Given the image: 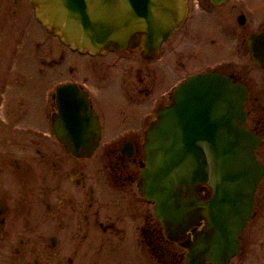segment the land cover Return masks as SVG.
Returning <instances> with one entry per match:
<instances>
[{
    "label": "flooded vegetation",
    "instance_id": "flooded-vegetation-1",
    "mask_svg": "<svg viewBox=\"0 0 264 264\" xmlns=\"http://www.w3.org/2000/svg\"><path fill=\"white\" fill-rule=\"evenodd\" d=\"M186 4L182 25L157 48L138 37L90 51L63 43L31 0H0V264H264V17L254 20L253 0ZM48 35L59 44L50 57ZM53 66L70 78L48 84ZM207 72L244 87L243 126L261 170L249 215L216 261L201 247L209 185L187 193L197 206L177 223L143 191L158 112L177 85ZM62 85L96 118L91 152L68 151L54 133Z\"/></svg>",
    "mask_w": 264,
    "mask_h": 264
},
{
    "label": "water",
    "instance_id": "water-1",
    "mask_svg": "<svg viewBox=\"0 0 264 264\" xmlns=\"http://www.w3.org/2000/svg\"><path fill=\"white\" fill-rule=\"evenodd\" d=\"M37 18L61 41L96 51L134 46L140 37L157 48L186 16V0H31ZM245 90L213 72L191 75L176 86L170 105L158 112L147 135L143 191L158 202L162 220L180 222L197 204L187 193L211 187L202 207L207 218V258L216 261L249 215L261 174L256 144L244 128ZM56 137L68 151L93 150L99 139L87 100L70 85L57 89ZM181 193L186 194L182 198ZM204 237L201 238V240Z\"/></svg>",
    "mask_w": 264,
    "mask_h": 264
},
{
    "label": "rangeland",
    "instance_id": "rangeland-1",
    "mask_svg": "<svg viewBox=\"0 0 264 264\" xmlns=\"http://www.w3.org/2000/svg\"><path fill=\"white\" fill-rule=\"evenodd\" d=\"M253 2H254L253 17H254V20H259L260 18L264 17V0H253ZM46 46H47V53H48L47 56L48 57H50L49 49L52 50L51 55H57L56 51H58V47H59L57 39L50 37L48 35ZM57 69L60 70V67L53 66L52 68L47 70L46 81L48 84H55L59 80L70 78L66 74L63 77H60V75L56 72L58 71Z\"/></svg>",
    "mask_w": 264,
    "mask_h": 264
}]
</instances>
